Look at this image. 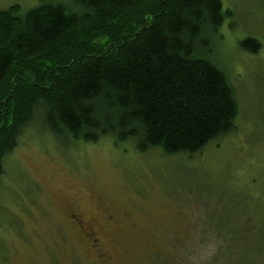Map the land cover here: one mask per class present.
<instances>
[{
	"label": "rangeland",
	"instance_id": "rangeland-1",
	"mask_svg": "<svg viewBox=\"0 0 264 264\" xmlns=\"http://www.w3.org/2000/svg\"><path fill=\"white\" fill-rule=\"evenodd\" d=\"M52 2L71 0H0V11ZM222 4L208 59L235 90L234 132L195 156H165L57 139L35 122L0 181V264H264V0ZM248 38L257 54L242 49ZM105 206L120 220L101 233L107 263L66 221L74 208L101 224Z\"/></svg>",
	"mask_w": 264,
	"mask_h": 264
},
{
	"label": "trees",
	"instance_id": "trees-1",
	"mask_svg": "<svg viewBox=\"0 0 264 264\" xmlns=\"http://www.w3.org/2000/svg\"><path fill=\"white\" fill-rule=\"evenodd\" d=\"M222 0H71L0 11V181L40 121L54 138L112 139L195 156L235 130L226 73L208 59ZM243 50L257 54L248 38ZM2 204L0 198V215Z\"/></svg>",
	"mask_w": 264,
	"mask_h": 264
},
{
	"label": "flooded vegetation",
	"instance_id": "flooded-vegetation-1",
	"mask_svg": "<svg viewBox=\"0 0 264 264\" xmlns=\"http://www.w3.org/2000/svg\"><path fill=\"white\" fill-rule=\"evenodd\" d=\"M110 207L111 206H105V218L101 224H99L94 219L89 221L85 220L74 208H69L67 211L69 213L66 216L67 223L72 227V233H74L80 241L88 243L92 247L93 252L96 254L97 260L103 263L112 262V258H110V256L104 250L101 233L110 234L111 231H109L107 227L110 224L114 223L116 225H120L119 218L113 214V211ZM118 230L124 229H116V231Z\"/></svg>",
	"mask_w": 264,
	"mask_h": 264
}]
</instances>
